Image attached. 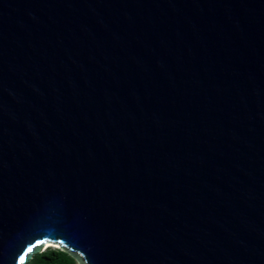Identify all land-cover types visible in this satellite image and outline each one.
Segmentation results:
<instances>
[{
  "label": "water",
  "instance_id": "1",
  "mask_svg": "<svg viewBox=\"0 0 264 264\" xmlns=\"http://www.w3.org/2000/svg\"><path fill=\"white\" fill-rule=\"evenodd\" d=\"M264 264V0H0V264Z\"/></svg>",
  "mask_w": 264,
  "mask_h": 264
},
{
  "label": "trees",
  "instance_id": "2",
  "mask_svg": "<svg viewBox=\"0 0 264 264\" xmlns=\"http://www.w3.org/2000/svg\"><path fill=\"white\" fill-rule=\"evenodd\" d=\"M27 264H76V262L59 249H46L33 256Z\"/></svg>",
  "mask_w": 264,
  "mask_h": 264
},
{
  "label": "rangeland",
  "instance_id": "3",
  "mask_svg": "<svg viewBox=\"0 0 264 264\" xmlns=\"http://www.w3.org/2000/svg\"><path fill=\"white\" fill-rule=\"evenodd\" d=\"M49 249H54V248H49ZM44 251V250H43ZM43 251H41V252H43Z\"/></svg>",
  "mask_w": 264,
  "mask_h": 264
},
{
  "label": "clouds",
  "instance_id": "4",
  "mask_svg": "<svg viewBox=\"0 0 264 264\" xmlns=\"http://www.w3.org/2000/svg\"><path fill=\"white\" fill-rule=\"evenodd\" d=\"M48 249H49V248H48ZM54 249H57V248H54ZM45 250H46V249H45ZM45 250H44V251H45Z\"/></svg>",
  "mask_w": 264,
  "mask_h": 264
}]
</instances>
